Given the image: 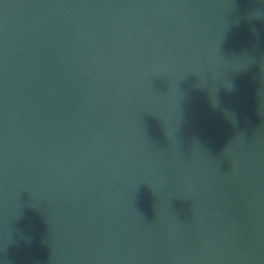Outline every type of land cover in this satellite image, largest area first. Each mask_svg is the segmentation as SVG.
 <instances>
[{"label":"water","instance_id":"1","mask_svg":"<svg viewBox=\"0 0 264 264\" xmlns=\"http://www.w3.org/2000/svg\"><path fill=\"white\" fill-rule=\"evenodd\" d=\"M0 264H264V0H0Z\"/></svg>","mask_w":264,"mask_h":264}]
</instances>
